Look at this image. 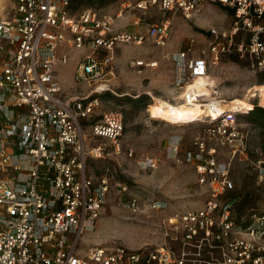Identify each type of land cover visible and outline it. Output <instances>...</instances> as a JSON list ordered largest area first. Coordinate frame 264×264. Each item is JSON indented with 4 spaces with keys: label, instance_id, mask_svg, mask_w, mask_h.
Wrapping results in <instances>:
<instances>
[{
    "label": "built area",
    "instance_id": "obj_1",
    "mask_svg": "<svg viewBox=\"0 0 264 264\" xmlns=\"http://www.w3.org/2000/svg\"><path fill=\"white\" fill-rule=\"evenodd\" d=\"M0 2V264H264V214L252 215L247 230L236 227L234 202H221L236 189L229 166L204 138L193 141L184 162L209 187L210 199L204 208L170 219L194 253L120 246L79 251L83 235L101 216L111 179L108 174L98 181L90 177L87 162L103 158L107 146L117 153L123 149L124 115L103 110L102 101L117 94L111 86L117 73L113 53L123 43L148 39L165 46L171 34L168 20L145 23V35L125 31L119 20L127 11L152 9L180 12L191 20L205 4L232 12L230 30L211 42L204 56H197L192 39L174 57L183 101L204 103L198 117L207 123V137L231 145L242 138L239 115L245 113L226 111L228 103L214 87L204 101L194 85L209 77L210 62L227 54L246 56L264 69V0H140L135 6L123 4L113 15L92 8L76 13L71 0ZM73 51L84 52L74 74L75 86L89 87L81 97L69 96L57 74ZM91 140L101 143L89 147ZM124 151L135 155L131 147ZM160 161L146 157L139 164L154 170ZM202 254L204 260L191 258Z\"/></svg>",
    "mask_w": 264,
    "mask_h": 264
},
{
    "label": "rangeland",
    "instance_id": "obj_2",
    "mask_svg": "<svg viewBox=\"0 0 264 264\" xmlns=\"http://www.w3.org/2000/svg\"><path fill=\"white\" fill-rule=\"evenodd\" d=\"M71 1L76 13L92 8L113 15L123 4L135 6L140 0ZM135 19H140L141 23L134 25ZM166 20L171 22V34L165 46H157L148 39L142 44L123 43L113 53L117 73L111 86L117 94H108L102 101L103 110H116L124 115L123 149L117 153L107 146L103 158H90L87 162L86 171L90 177L98 181L108 174L111 179L101 216L94 230L87 231L82 237L81 254L98 247L117 246L131 250L168 247L177 255H181L184 249L194 253L195 248L184 245L183 233L174 229L170 219L176 214L200 210L210 199L209 187L199 183L195 168L184 162L186 154L193 150L196 138L206 139L208 146L216 149L218 160L229 166L239 195L254 196L255 200L249 201L253 208L245 207L246 214L264 211V128L257 116L240 114L242 138L234 144L221 145L207 137V123L197 120L178 126L152 118L148 111L157 99L174 105L184 102L183 91L177 86L180 72L174 61L175 55L193 39L197 56H204L203 51L209 44L230 30L232 12L217 4H205L195 18L188 20L180 12L132 10L125 13L122 23L126 25L125 31L145 35V23ZM83 54L71 52L69 64L58 68V78L69 91V96L81 97L89 92L88 85L73 84L77 62ZM141 62L145 66L137 67ZM209 77L215 80L214 89L222 100L245 99L249 112L255 114L258 107L264 108L258 90L264 86V69L252 64L248 57L221 56L216 62H210ZM251 91L258 97L252 98ZM86 133L89 135L90 130L87 129ZM88 143L91 147L101 141ZM176 146L178 152L173 151ZM127 147L134 150L133 157L125 153ZM146 157L161 159L156 169L141 167L139 162ZM203 257L204 254L191 258L204 260Z\"/></svg>",
    "mask_w": 264,
    "mask_h": 264
},
{
    "label": "bare ground",
    "instance_id": "obj_3",
    "mask_svg": "<svg viewBox=\"0 0 264 264\" xmlns=\"http://www.w3.org/2000/svg\"><path fill=\"white\" fill-rule=\"evenodd\" d=\"M215 84L216 82L212 77H206L198 80L194 86L198 89V96L205 101L207 99H211V93L213 92V90L211 89L215 86ZM258 90L261 94L259 97L264 101V86L259 87ZM252 93V98L258 97V94L254 92ZM226 102L228 103L225 106L226 111L236 110L243 111L245 114L249 113V104L245 99L236 98ZM203 104L204 103L183 102L180 105H174L169 103L168 101L157 99L154 104L149 106L148 111L152 118L162 119L172 124L183 126L185 124L194 123L195 121L200 120V118L198 117V113H201V108L203 107ZM214 115L215 116H213V119H216L218 117V114H216L215 112Z\"/></svg>",
    "mask_w": 264,
    "mask_h": 264
},
{
    "label": "trees",
    "instance_id": "obj_4",
    "mask_svg": "<svg viewBox=\"0 0 264 264\" xmlns=\"http://www.w3.org/2000/svg\"><path fill=\"white\" fill-rule=\"evenodd\" d=\"M71 3H72V9L74 11L73 2L71 1ZM257 110L258 112L256 114L255 112L253 113L249 112L248 116L249 117L257 116L258 119L260 120V125L264 128V108L258 107ZM251 200L252 201L255 200L254 196H250V197L240 196L236 189L234 191L227 192L221 198V202L223 204L234 202L233 208L231 210V220L235 223L236 227L240 230H247L253 226L252 215L254 214L263 215L264 214V211L263 212L252 211L249 215L246 214V212L244 211L245 207L246 209L253 208L249 204V201Z\"/></svg>",
    "mask_w": 264,
    "mask_h": 264
},
{
    "label": "crops",
    "instance_id": "obj_5",
    "mask_svg": "<svg viewBox=\"0 0 264 264\" xmlns=\"http://www.w3.org/2000/svg\"><path fill=\"white\" fill-rule=\"evenodd\" d=\"M122 19H124V18H122ZM122 19L121 20H119V24H120V26L122 27V28H125L126 27V25H124L123 23H122ZM128 25V24H127ZM127 30H129V29H127ZM136 30H137V28H136ZM129 32V31H128ZM132 33H137L136 31H134V32H132ZM73 84H75V82H74V76H73ZM69 93V92H68ZM142 167V166H141Z\"/></svg>",
    "mask_w": 264,
    "mask_h": 264
}]
</instances>
